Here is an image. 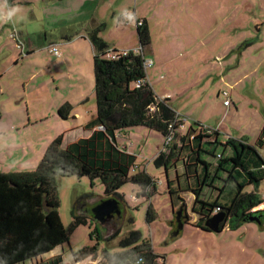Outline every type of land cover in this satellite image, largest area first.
<instances>
[{"label": "rangeland", "instance_id": "rangeland-1", "mask_svg": "<svg viewBox=\"0 0 264 264\" xmlns=\"http://www.w3.org/2000/svg\"><path fill=\"white\" fill-rule=\"evenodd\" d=\"M33 1L15 0V7L9 12L6 0H0L2 9L11 13L8 17L24 22L25 34L35 42V50L27 53V40L22 38L26 52L18 48L9 33L0 32V171L3 172L35 169L48 145L61 134L65 145L86 137L83 127L67 130L78 121L65 120L58 113L63 103L75 99V92L84 91L83 105L70 102L72 114L75 108L89 107L87 118H91L96 110L94 84L88 75L92 64L83 60L85 79L81 78L74 89L67 71L74 69L78 55L61 40L57 47L62 54L56 55L49 51L51 48L44 39V31H48L50 38L62 31L75 36L83 26L81 21L59 29L55 23L57 16L53 14L62 11L65 3L56 6L50 3L44 9L46 0ZM100 5L98 14L107 24L101 35L109 41L117 39L138 45L137 26L133 22L128 24L123 16L133 15L137 9L138 15L148 17L153 43L144 49V54L154 62L147 69L148 76L157 96L169 97L168 102L181 113L179 117L185 121V127L183 124L179 130L181 134L199 121L211 128L218 126L223 140L231 136L257 143L264 127V0H102ZM93 12L89 9L83 19L89 20ZM10 52L12 58L6 54ZM221 90L229 91L231 105L224 104ZM126 131L121 133V139L130 138L133 144L129 148L136 154V165L157 179V192L149 199L137 197L140 187L132 182L124 184L120 192L128 206L121 233L109 239L113 227L90 217L89 224L78 226L71 234L66 244L69 256H73V250L87 245H98L100 254L104 249L119 252L120 240L135 227L152 240L157 253L165 255L161 260L164 264H264V224L245 222L236 229L227 225L219 233L198 227L200 216L192 209L194 194L182 191L181 199L177 196L172 201L169 192V180H173L175 188H185L189 183L183 164L177 162L167 174L164 167L158 168L154 163L164 146L163 135L144 126ZM121 139V145L127 143ZM218 151H224V147L220 146ZM225 152L227 155L231 149L225 148ZM57 182L59 212L66 227L72 222V209L77 201L86 199L87 211L92 215V207L105 194V184L99 178L92 181L88 176L70 175L59 177ZM222 184L220 180L218 186ZM236 191V182L231 181L221 194L219 190L206 188L204 197L216 199L220 194V202L227 204ZM246 191H257L264 197V180L257 187L247 186ZM150 204L157 214L152 222L146 219ZM181 206L186 208L188 221L176 239L171 240L170 232L176 229V211ZM131 216L135 220L133 226L128 221ZM95 227L100 238L91 236Z\"/></svg>", "mask_w": 264, "mask_h": 264}, {"label": "trees", "instance_id": "trees-1", "mask_svg": "<svg viewBox=\"0 0 264 264\" xmlns=\"http://www.w3.org/2000/svg\"><path fill=\"white\" fill-rule=\"evenodd\" d=\"M106 26L102 22L88 31L94 51L97 112L85 128L92 130V134L66 145L64 134H61L48 145L35 169L0 171V264H65L63 254H48L58 246L69 244L73 231L82 224H89L93 215L87 211L86 199H80L72 209V222L65 226L59 212V177L78 175L88 176L92 181L101 179L105 184L101 199L116 198L126 211L128 204L120 192L124 184H137L141 189L137 197L149 199L156 193L157 179L136 165V154L118 145L117 133L139 126L154 129L165 139L164 149L162 147L154 158L158 168L164 167L168 174L177 162L183 164L189 183L185 188H175L173 180H169V192L172 201L177 196L181 199L179 193L182 191L194 194L192 209L200 216L198 227L210 231L205 222L216 210L227 213L222 230L227 225L236 229L245 222L264 224V208H260L264 206V197L257 191H246L247 186L257 187L264 180V127L255 144L231 136L223 140L220 130L199 121L181 134L179 130L184 121L168 102L169 97L157 96L148 79L145 54L129 50L117 58L107 57L109 51L118 49L111 48L101 36ZM137 32L139 46L144 52L152 44L146 19L137 26ZM72 111L73 105L68 101L58 108L65 120L74 117ZM169 136L172 139L167 143ZM220 146L224 151H218ZM225 148H230L231 153L226 155ZM223 173L225 178H221ZM220 180L223 184L219 187ZM231 181L236 182L237 191L230 202L224 204L219 197ZM208 187L220 191L216 199L204 197ZM181 208V219L186 224V208ZM156 217L150 204L146 219L152 222ZM124 218L125 214L118 223H107L113 227L109 239L121 233ZM175 218L177 229V212ZM128 221L132 226L135 223L132 216ZM176 229L170 232L171 240L177 237L173 236ZM95 235L101 236L98 227L91 231V236ZM120 246L119 252L104 249L100 254L98 245H87L73 250V258L81 261L87 257H101L103 264H164L161 260L165 255L157 253L152 240L135 227L120 240Z\"/></svg>", "mask_w": 264, "mask_h": 264}, {"label": "crops", "instance_id": "crops-1", "mask_svg": "<svg viewBox=\"0 0 264 264\" xmlns=\"http://www.w3.org/2000/svg\"><path fill=\"white\" fill-rule=\"evenodd\" d=\"M46 1H47V4L43 6L44 9H48L50 6V3L55 4V6L59 5V3H61V2L65 3L64 8H62L63 9L62 11L53 14V16H57V18L55 20L57 28L63 30V26H68V25L70 26V25L77 24L78 20H80L81 21V22L79 21L80 24L83 25L82 28L78 31L77 35H75V36H68L66 33H63V31H62L61 33L56 34L50 38V36H48V31H46V32L44 31V34H45L44 39L46 40V42H48V44L46 46L49 49L51 48V46L57 47V44H61V41H62V43L67 45L66 48H73L75 50V53L78 55L76 57L77 63L75 64L74 69L72 68V69H69L67 71V75L72 80V87L74 89L78 87V82L81 80V78L83 80L85 79V74H82V70L84 69V66L82 64L83 60H87V62H89L93 66L90 69L88 75L91 78V80H93V84L95 85L94 58H93L94 57V51H93L92 43L88 38V31L103 22L102 17L100 16V14H98V12L101 10L100 1H102V0H46ZM33 3H37L36 0H34ZM6 4L8 5V11L9 10L11 11L14 9L16 2H15V0H6ZM2 8L3 7L0 5V32H2L3 34H5L7 32L11 36L13 28L16 27L18 33H20L21 39L23 38V39L27 40V43L29 45L28 51L32 52L33 50H35V49H33V45L35 42L29 36H27L25 34V30H24L25 23L24 22L20 23L19 21L16 22V20L12 19L11 21H13V24L10 25L7 22V18H8L7 13ZM89 9H91L92 12L94 11L93 13H91V15H92V17L90 18L91 20L90 19L89 20L83 19L84 14L85 13L87 14V11H89ZM32 13L34 14V10H32ZM133 13L136 16V18H139L141 20L146 19L148 21V24H149V19L146 15H144V14L138 15L137 9L134 10ZM95 14H97V16H94ZM124 17L125 16H123V19H124ZM124 20H126V19H124ZM126 22L128 24L133 22L136 25L133 18H131L130 20H127ZM19 23L21 25H19ZM8 25H10L11 27L7 28ZM137 36H138V32H137ZM102 37L107 42H109L111 48H115V49L121 48L120 50H134V49L139 47V42H138V45H137V42L136 43L134 42L131 45H128L125 43V41H120L117 39H114V41H109L104 35ZM80 40H82L83 42L81 44H78V41H80ZM64 41H66V42H64ZM73 41H77L76 44H68V43L73 42ZM138 41H139V39H138ZM73 45H75V46H73ZM151 45H150V47H151ZM1 46H2V43L0 42V47ZM80 48H81V50H80ZM26 52H27V49H26ZM6 54H7V56L10 55L11 56L10 58H12V52L6 53ZM80 54H82L83 59H81L82 57ZM65 62H66V60H65ZM90 64H89V66H90ZM153 64H154V62H153ZM0 77H1V75H0ZM148 79L151 82L149 76H148ZM81 92H84V91L75 92L73 94L75 99H70V102H72L73 104L83 105L82 104L83 103V100H82L83 99V93H81ZM220 94H222V93L220 92ZM161 98H163V97H161ZM94 104H95L96 110H95V113L92 115L91 118H89V117L87 118V116L89 115V113H88L89 107H87V108L82 107L81 109H80V107L75 108L74 113H73L74 117H71V118H73L74 121H78V122L73 123L71 126H68L67 130L75 131V130H78L79 128L83 127L84 130L87 131L86 137H89L93 131L86 129L85 125L92 118H94L96 116L97 106H96L95 102H94ZM173 109L178 114L181 115V113L176 108H173ZM184 127H185V123H184ZM209 127H211V126H209ZM217 127L218 126H216L215 128L217 129ZM212 128H214V127H212ZM218 130H219V128H218ZM125 132H127V131H125ZM121 133L120 132L117 133L118 145L122 149H125L128 152L133 153L131 151V149L129 148V146H131L133 143L130 142V138L128 136L124 139H121L122 138ZM120 139L122 140V142H123V140H126L127 143L125 142L124 145H121ZM66 250H67L66 244L63 246H58L51 253H49L48 256L63 254L65 264H103L101 262V257H99L97 259H94L92 257H87L81 261H76L73 258V256H69V254L67 253Z\"/></svg>", "mask_w": 264, "mask_h": 264}, {"label": "water", "instance_id": "water-1", "mask_svg": "<svg viewBox=\"0 0 264 264\" xmlns=\"http://www.w3.org/2000/svg\"><path fill=\"white\" fill-rule=\"evenodd\" d=\"M123 206L116 198H106L98 201L91 209L93 218L102 224L110 223L117 215L121 217L123 214ZM183 209L177 211V229L173 232V236H178L183 230L185 223L181 219ZM227 220V213L225 211H218L209 217L205 225L206 227L215 233L222 231V223Z\"/></svg>", "mask_w": 264, "mask_h": 264}, {"label": "built area", "instance_id": "built-area-1", "mask_svg": "<svg viewBox=\"0 0 264 264\" xmlns=\"http://www.w3.org/2000/svg\"><path fill=\"white\" fill-rule=\"evenodd\" d=\"M131 18L134 19V21H135V23H136L137 26L142 24V21L143 20H141L139 18H136V16L134 14L131 15V16L130 15H125V17H124V19H126V20H130ZM11 20L12 19H10L9 17L7 18V21H9V22H11L13 24V21H11ZM11 36L13 37L14 40H16L18 48L19 49H23L24 51H26L25 44L23 43L22 39L20 38L19 33H18L16 27L13 28ZM50 51L53 52L56 55H60L61 54L59 48L56 47V46H51ZM134 51L137 52V53H139V54L140 53L141 54H144V52H143V50H142V48L140 46L138 48L134 49ZM128 52H129V50H121V51H113L112 50V51H109L107 53V57H109V58H117L121 54L126 55ZM144 65H145V68L146 69L150 68L151 66H153V60L152 59H148L145 56ZM136 85L139 86L140 85V82H137ZM221 93H222L223 97L225 98L224 99V104L227 105V106L228 105H231V99H230V93H229V91L224 90ZM171 127H172V125H171ZM100 128H103V126H100ZM211 129H213V128H211ZM171 139H172L171 136H169L166 139V142L168 143ZM163 149H164V147H163ZM216 212H217V210H216Z\"/></svg>", "mask_w": 264, "mask_h": 264}, {"label": "flooded vegetation", "instance_id": "flooded-vegetation-1", "mask_svg": "<svg viewBox=\"0 0 264 264\" xmlns=\"http://www.w3.org/2000/svg\"><path fill=\"white\" fill-rule=\"evenodd\" d=\"M123 208V214L122 215H124L125 214V212H126V210H125V207L123 206L122 207ZM92 212V211H91ZM177 212V211H176ZM93 215V214H92ZM122 217V216H121ZM121 217H118L117 215L115 216V218L112 220V222H110V223H118L119 222V220H120V218Z\"/></svg>", "mask_w": 264, "mask_h": 264}, {"label": "clouds", "instance_id": "clouds-1", "mask_svg": "<svg viewBox=\"0 0 264 264\" xmlns=\"http://www.w3.org/2000/svg\"><path fill=\"white\" fill-rule=\"evenodd\" d=\"M11 15V13H7V16H10Z\"/></svg>", "mask_w": 264, "mask_h": 264}]
</instances>
